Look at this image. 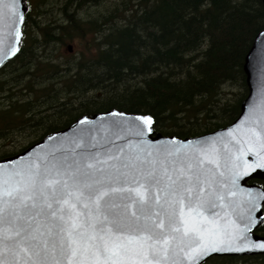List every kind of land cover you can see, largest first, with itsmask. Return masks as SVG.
Wrapping results in <instances>:
<instances>
[{
    "label": "trees",
    "instance_id": "obj_1",
    "mask_svg": "<svg viewBox=\"0 0 264 264\" xmlns=\"http://www.w3.org/2000/svg\"><path fill=\"white\" fill-rule=\"evenodd\" d=\"M24 2L19 50L0 67V159L110 109L147 114L154 135L181 138L239 115L245 56L264 28L262 0ZM72 38L89 43L62 54ZM255 233L264 236V218ZM237 259L264 264L262 255L201 264Z\"/></svg>",
    "mask_w": 264,
    "mask_h": 264
},
{
    "label": "water",
    "instance_id": "obj_2",
    "mask_svg": "<svg viewBox=\"0 0 264 264\" xmlns=\"http://www.w3.org/2000/svg\"><path fill=\"white\" fill-rule=\"evenodd\" d=\"M25 9L24 0H0V67L19 50ZM243 69L247 95L239 115L229 125L181 138L153 135V120L147 114L110 109L82 115L22 152L0 159V198L10 201L6 194L17 195V190L20 196L32 195L45 178L56 177L57 169L61 174L86 173L83 179L99 181L94 187L101 191L135 187L132 178L142 179L141 174L149 172L158 176L167 173L173 179L183 174L192 178L191 184L184 185L190 192L161 193L156 187L150 192L153 201L168 200L167 211L174 214L171 225L161 216L163 232L160 228L140 230L139 225L146 221L137 222L131 216L136 206L124 199L127 192L105 197L117 205L130 204L129 218L118 223H113L115 213L122 209L110 211L111 205L105 207L103 201L97 208L87 196L73 201L75 212L80 213L79 231L84 233L81 248H88L78 251L73 264H156V260L160 264H201L214 256H264V248L259 247L264 236L254 232L263 220L264 204V28L254 38ZM146 119H151V125L144 123ZM89 164L93 167H87ZM251 178H261L263 185L248 183ZM182 221L190 229L188 235H184ZM177 227L179 232L172 231ZM73 236L79 239L75 233ZM89 236L95 240L88 241ZM160 239L170 241L166 259L162 252L155 258L150 255L159 249ZM105 243L109 251H104ZM198 248L204 249L203 254L190 259ZM56 258L66 264L65 257L57 254ZM0 259L5 264H33L24 253L6 252ZM45 264H53L52 258Z\"/></svg>",
    "mask_w": 264,
    "mask_h": 264
},
{
    "label": "snow or ice",
    "instance_id": "obj_3",
    "mask_svg": "<svg viewBox=\"0 0 264 264\" xmlns=\"http://www.w3.org/2000/svg\"><path fill=\"white\" fill-rule=\"evenodd\" d=\"M145 124L151 125V119H146ZM91 168L93 165L89 164ZM128 167H132L129 165ZM86 173L70 172L69 174H61L57 169V175L54 178H45L39 188H34L33 194L27 197L13 195L8 192L6 195L11 197L10 201H4L0 198V257L6 252L19 254L24 253L28 260H32L33 264H45L49 257L52 258L53 264H60V260L56 258L57 254L66 258V264H73L78 251H88L87 247L81 248L84 233L79 231L81 225L78 223L80 213L75 212L76 204L88 197L89 203H94L97 208L101 206L111 205L109 210L122 209V212L115 213L113 223H118L129 218L128 209L130 204L117 205L111 200H105V197L111 193L127 192L128 196L124 197L136 206L135 211L131 212V216L136 221L144 220L146 223L139 225L140 230L149 231L153 228L164 229V219L168 220L169 225L174 222V214H169L166 205L168 200L156 198L153 201L150 192L156 187L161 193L168 190L171 194L179 195L181 190L189 191L184 187L185 183L191 184L192 178H185L183 174L173 179L165 173L164 176H158L155 172H149L146 175L141 174L142 179L132 178V184L135 187L116 188L109 187L105 191L94 187L99 181L92 183L86 182L83 177ZM124 175V174H122ZM167 180L169 183L164 184ZM71 181V183H69ZM164 184L161 188L160 185ZM92 197H95L93 200ZM154 205L156 210L154 211ZM87 207V203L84 205ZM188 207H191L189 203ZM153 216L156 219H153ZM182 223H185L182 221ZM180 228H172V231L179 232ZM190 229L185 223L184 235H188ZM76 234L79 239L74 238ZM159 235V234H157ZM148 239H152L150 235ZM88 241L95 240L94 236L87 237ZM158 250H152L150 255L155 258L158 252L164 254L163 258H167L168 248L166 247L170 241L168 239H160ZM151 247V246H150ZM264 248V244L259 245ZM99 251V249H97ZM107 243L104 245V251H109ZM195 254H190V259H198L203 254L204 249L198 248ZM30 254V255H29ZM115 254V253H113ZM33 257L36 259L33 260ZM148 259V257H145ZM0 264H5L0 259ZM151 264V262H149ZM156 264H160V260H156Z\"/></svg>",
    "mask_w": 264,
    "mask_h": 264
},
{
    "label": "rangeland",
    "instance_id": "obj_4",
    "mask_svg": "<svg viewBox=\"0 0 264 264\" xmlns=\"http://www.w3.org/2000/svg\"><path fill=\"white\" fill-rule=\"evenodd\" d=\"M89 41L86 40H80L78 38H72L68 43H66V45L60 46L59 50L60 52H62V54H69V53H73L76 54L77 52H79L80 50H82L86 44H88ZM256 261V259L251 260L250 259H237L235 264H254Z\"/></svg>",
    "mask_w": 264,
    "mask_h": 264
}]
</instances>
